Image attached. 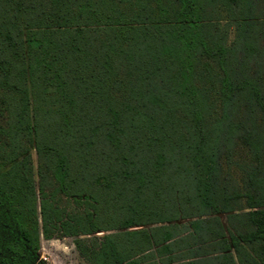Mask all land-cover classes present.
Wrapping results in <instances>:
<instances>
[{
	"label": "trees",
	"instance_id": "trees-1",
	"mask_svg": "<svg viewBox=\"0 0 264 264\" xmlns=\"http://www.w3.org/2000/svg\"><path fill=\"white\" fill-rule=\"evenodd\" d=\"M55 237L264 264V0H0V264Z\"/></svg>",
	"mask_w": 264,
	"mask_h": 264
},
{
	"label": "rangeland",
	"instance_id": "rangeland-1",
	"mask_svg": "<svg viewBox=\"0 0 264 264\" xmlns=\"http://www.w3.org/2000/svg\"><path fill=\"white\" fill-rule=\"evenodd\" d=\"M245 149L238 148L236 151L235 158V165H233V169L231 171L230 180L233 185H237V187L242 190L244 188V183L241 180V176L243 174V169L236 163H242L244 160ZM31 157H32V166L34 168V173L36 177V166H37V159L34 149L31 150ZM223 162V161H222ZM228 170L225 165H223L222 175L226 177V172ZM63 204L71 211H81L82 208L79 210L76 207H73L70 201H64ZM224 217V215L222 216ZM138 226H133L132 228H137ZM105 231H99L94 233L97 237L102 236ZM82 237H89V236H82ZM75 237H55L49 240L41 239L40 240V248L38 250V258L41 261H44L46 264H88L84 259L78 254V251L74 245Z\"/></svg>",
	"mask_w": 264,
	"mask_h": 264
},
{
	"label": "water",
	"instance_id": "water-1",
	"mask_svg": "<svg viewBox=\"0 0 264 264\" xmlns=\"http://www.w3.org/2000/svg\"><path fill=\"white\" fill-rule=\"evenodd\" d=\"M131 229H135V228H131Z\"/></svg>",
	"mask_w": 264,
	"mask_h": 264
},
{
	"label": "crops",
	"instance_id": "crops-1",
	"mask_svg": "<svg viewBox=\"0 0 264 264\" xmlns=\"http://www.w3.org/2000/svg\"><path fill=\"white\" fill-rule=\"evenodd\" d=\"M141 227V226H140ZM140 227H138V228H140Z\"/></svg>",
	"mask_w": 264,
	"mask_h": 264
}]
</instances>
